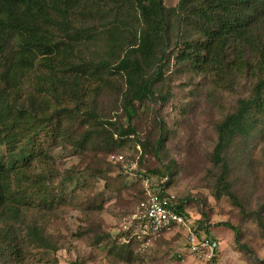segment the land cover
<instances>
[{"label": "trees", "instance_id": "1", "mask_svg": "<svg viewBox=\"0 0 264 264\" xmlns=\"http://www.w3.org/2000/svg\"><path fill=\"white\" fill-rule=\"evenodd\" d=\"M188 32L198 33L199 40H189ZM90 45L100 51L82 56L81 47L89 50ZM177 51L175 72L212 65L223 70L235 57L251 53L260 60L251 95L241 96L216 124L210 157L218 170L210 174L215 198L228 196L243 207L231 180L238 161L231 149L239 140L248 147L255 127L264 122V0H179L172 8L164 0H0V264H23L29 246L58 250V240L35 215L58 206L55 192L72 177L58 178L60 171L41 138L70 139L77 151L89 142L108 153L127 142L150 146L137 123L148 103H159L161 115L173 98L170 82L159 85ZM244 61L249 63L240 65L248 72ZM103 70L126 77L122 111L115 120L100 116L94 107L80 113L84 102L78 93L88 75L102 81ZM72 99L76 112L60 106ZM64 116L91 127L75 135L74 126L62 128ZM164 118L155 117L160 134L150 148L158 153L167 136ZM52 125L56 127L49 132ZM173 173L166 165L146 174L170 181ZM175 209L184 212V202ZM263 209L255 213L264 229ZM224 225L233 229L238 243L239 229Z\"/></svg>", "mask_w": 264, "mask_h": 264}, {"label": "rangeland", "instance_id": "2", "mask_svg": "<svg viewBox=\"0 0 264 264\" xmlns=\"http://www.w3.org/2000/svg\"><path fill=\"white\" fill-rule=\"evenodd\" d=\"M178 2L164 0L168 8ZM187 36L189 40H199L198 33L188 32ZM96 51L100 49L93 45L89 50L81 47L84 57H94ZM178 54V51L174 54L159 85L170 82L173 98L161 115L159 103H148L142 122L137 123L141 137L149 138L150 146L144 149L127 142L124 148L108 153L101 149L99 152L89 142L86 148L77 151L70 139L57 142L51 134L41 138V145L50 152L60 171L58 178L71 176L72 179L56 190L61 199L56 208L44 209L35 215V220L44 224L60 247L52 252L29 246L23 264H74L75 261L79 264H264V229L258 225L255 213L264 207V122L255 127L248 147L239 140L231 149V157L238 160L233 163L231 180L243 207L228 196L217 200L210 178V174L218 173L210 159L217 137L215 126L229 110L236 108L241 96L251 95L260 60L251 53L248 57H235L223 70L212 65L203 70L186 67L175 72ZM247 59L249 63L244 62L248 72L240 65ZM99 76L102 81L88 75L84 90L78 93L84 102L80 113L89 106L100 116L115 120L122 111L120 101L126 77L111 70H103ZM61 103L60 106L76 112L75 99L69 104ZM156 114L158 118L165 117L167 132L159 153L150 148L155 147L160 134ZM80 124L70 121L68 116L61 120L62 128L74 126L75 135H82L91 127L87 121ZM55 127L52 125L48 131ZM27 153L25 150L21 155L24 157ZM120 155L124 157L123 162L117 161ZM166 165H171L174 172L167 190L179 203L184 202L191 226L217 240L219 248L214 263L177 258L185 241L184 229L159 238L136 234L131 218L146 198L140 175L146 174L147 169H163ZM153 181L155 186L161 183L158 178ZM262 212L264 217V209ZM226 223L239 229L238 243L235 232ZM99 237L102 239L97 240Z\"/></svg>", "mask_w": 264, "mask_h": 264}, {"label": "built area", "instance_id": "3", "mask_svg": "<svg viewBox=\"0 0 264 264\" xmlns=\"http://www.w3.org/2000/svg\"><path fill=\"white\" fill-rule=\"evenodd\" d=\"M117 161L123 162L120 155ZM144 184L146 198L140 209L133 215L132 222L139 237L159 238L168 234L185 230V241L178 252L179 260L196 261L197 263H211L218 253L217 240L197 228L191 226L187 212L175 209L178 201L167 190L168 177L154 175H140ZM156 178L161 181L154 185ZM154 185V186H153ZM163 195V196H162Z\"/></svg>", "mask_w": 264, "mask_h": 264}]
</instances>
